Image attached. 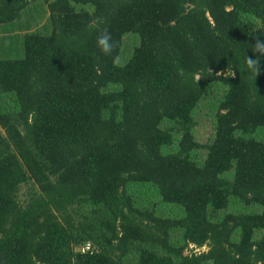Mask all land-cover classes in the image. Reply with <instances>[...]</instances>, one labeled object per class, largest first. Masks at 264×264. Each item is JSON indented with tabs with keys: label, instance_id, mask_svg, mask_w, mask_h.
<instances>
[{
	"label": "trees",
	"instance_id": "16d2710c",
	"mask_svg": "<svg viewBox=\"0 0 264 264\" xmlns=\"http://www.w3.org/2000/svg\"><path fill=\"white\" fill-rule=\"evenodd\" d=\"M44 5L0 56V262L264 264V0Z\"/></svg>",
	"mask_w": 264,
	"mask_h": 264
},
{
	"label": "rangeland",
	"instance_id": "374dc122",
	"mask_svg": "<svg viewBox=\"0 0 264 264\" xmlns=\"http://www.w3.org/2000/svg\"><path fill=\"white\" fill-rule=\"evenodd\" d=\"M45 1L50 0H35L30 2L13 24L0 26V56L4 55L11 58H17L13 46L20 40L21 36L26 32L42 30L47 17L44 5ZM125 35L126 36H124L121 43L120 52L115 59V65L117 66L123 65L128 60L132 47L135 46L139 40L137 34L128 33ZM21 56L22 48L19 50L18 58ZM202 104L200 112L206 110V102L204 101ZM206 129L207 124L203 121L199 133H203ZM24 190L25 188L21 187L19 191L18 199L20 202L24 200ZM201 250H204V248H201ZM196 251H199V249H194V252ZM0 264L5 263L1 261Z\"/></svg>",
	"mask_w": 264,
	"mask_h": 264
},
{
	"label": "clouds",
	"instance_id": "9594fccd",
	"mask_svg": "<svg viewBox=\"0 0 264 264\" xmlns=\"http://www.w3.org/2000/svg\"><path fill=\"white\" fill-rule=\"evenodd\" d=\"M102 23L103 21L98 19V34L96 36L95 46L102 55L111 56L115 50L116 41L106 26L99 27ZM255 52L257 53L255 57H246L244 61V70L250 72L253 77L258 76L261 71L260 59L264 56V41L256 39Z\"/></svg>",
	"mask_w": 264,
	"mask_h": 264
},
{
	"label": "built area",
	"instance_id": "2783aa9c",
	"mask_svg": "<svg viewBox=\"0 0 264 264\" xmlns=\"http://www.w3.org/2000/svg\"><path fill=\"white\" fill-rule=\"evenodd\" d=\"M90 248H91V247L89 246V244H85V245H83L82 247H80V249H78V250H79V252L83 253V252H85V251H89Z\"/></svg>",
	"mask_w": 264,
	"mask_h": 264
}]
</instances>
